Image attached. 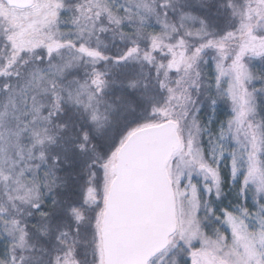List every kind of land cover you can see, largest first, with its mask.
<instances>
[{
	"label": "snow or ice",
	"instance_id": "obj_1",
	"mask_svg": "<svg viewBox=\"0 0 264 264\" xmlns=\"http://www.w3.org/2000/svg\"><path fill=\"white\" fill-rule=\"evenodd\" d=\"M0 264H264V0H0Z\"/></svg>",
	"mask_w": 264,
	"mask_h": 264
}]
</instances>
